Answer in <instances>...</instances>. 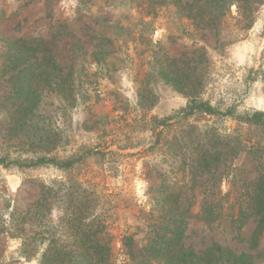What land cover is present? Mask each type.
I'll use <instances>...</instances> for the list:
<instances>
[{"label": "rangeland", "instance_id": "rangeland-1", "mask_svg": "<svg viewBox=\"0 0 264 264\" xmlns=\"http://www.w3.org/2000/svg\"><path fill=\"white\" fill-rule=\"evenodd\" d=\"M168 1L0 0V156L84 155L69 171L0 166V212L8 221L14 206L35 204L42 182L67 181L92 192L91 210L105 217L98 237L110 246L112 264H177L185 252L203 255L215 244L264 264V227L252 245L254 199L264 190V129L185 113L193 98L237 114L264 112V0H249L246 10L231 3L220 17L178 7L193 0ZM24 38L44 39L56 55L64 78L53 89L3 71L8 41ZM23 87L37 97H19ZM211 154L215 166L202 168ZM209 189L225 199L213 221L202 216ZM239 199L246 220L234 225L229 212L236 218L238 206L226 207ZM183 203L187 216H180ZM62 213L53 206V225ZM175 228L181 237L169 231ZM34 229L28 225L26 233ZM127 236L134 239L130 253ZM22 241L0 234V264H40L22 253Z\"/></svg>", "mask_w": 264, "mask_h": 264}, {"label": "trees", "instance_id": "trees-1", "mask_svg": "<svg viewBox=\"0 0 264 264\" xmlns=\"http://www.w3.org/2000/svg\"><path fill=\"white\" fill-rule=\"evenodd\" d=\"M173 3L176 4V1L173 0ZM231 3H236L240 9L246 10L249 0H193L185 5L178 4V7L189 11L200 10L201 13H206L205 15L220 17L229 10ZM188 16H191L190 13ZM2 38L4 37L2 36ZM5 49L4 54H2L5 57L3 71L9 73L12 79L24 74L29 76L28 81L40 78L42 89L46 91L59 84L57 79L64 78L56 55L52 53V49L44 39L10 40ZM164 74L168 81L175 80L169 77V73L164 72ZM70 86L72 87V84ZM34 92L35 90L30 91L29 89L25 92L24 87L18 91L19 97L23 96L25 100H28L30 96L36 98L37 95H32ZM191 103L185 113H193L198 110L220 117L230 116L264 129V112L262 111H245L237 114L231 109L221 110L209 101H199L193 98ZM210 150L216 152L215 148ZM87 152L88 155L94 154L92 149ZM83 158L84 155L62 157L44 154L21 161L0 156V166L10 168L17 165L19 168L25 169L53 167L69 171ZM217 159L214 158V154L204 157L201 162H194L190 165V171L196 173L200 164L204 169H213ZM67 183L69 182L53 179L46 183L42 182L35 204L22 211L14 206L9 213L8 221L3 219L4 217L0 212V234L6 230L12 237H20L23 240L22 253L26 257L37 256L40 264H112L110 246L98 237L99 233L106 229L105 217L102 214H97L96 209L91 210L95 201L92 192H89L86 187H70ZM188 189H190L187 192L188 198L190 196L195 198L194 191L192 192L194 187ZM217 193L216 189L206 191L207 198L202 208V216L210 221L218 219L224 213L225 199L217 196ZM254 200V209L258 210L259 219L257 228L252 235L253 246L257 244V231L264 227V190L262 195H258ZM242 203L239 199L234 201L231 206L226 207L230 209L234 208L236 204L238 206L236 218H234V211L229 212L234 225H242L246 220L247 207H244ZM7 205L9 208V204ZM53 206L63 210L59 222L55 225L50 220ZM185 206L184 203L179 206L180 216L188 215L190 205ZM174 216L175 213H173ZM167 224L169 225V223ZM28 225H33L36 228L30 234L26 233ZM174 227L177 228V226ZM176 228L169 229V231L177 232L176 234L181 237L182 233L176 231ZM133 244L132 236L125 237L128 253L131 252ZM38 247L40 248L38 249ZM177 264H255V259L252 254L246 252L237 254L223 248L220 244H215L203 255L194 251L185 252Z\"/></svg>", "mask_w": 264, "mask_h": 264}]
</instances>
